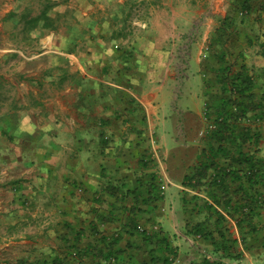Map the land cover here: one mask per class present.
<instances>
[{"label":"crops","instance_id":"1","mask_svg":"<svg viewBox=\"0 0 264 264\" xmlns=\"http://www.w3.org/2000/svg\"><path fill=\"white\" fill-rule=\"evenodd\" d=\"M50 2L1 85L0 264H264V179L210 178L223 72L264 98V0Z\"/></svg>","mask_w":264,"mask_h":264},{"label":"trees","instance_id":"2","mask_svg":"<svg viewBox=\"0 0 264 264\" xmlns=\"http://www.w3.org/2000/svg\"><path fill=\"white\" fill-rule=\"evenodd\" d=\"M40 1L45 6L40 15L32 16L31 8L24 10L23 16L26 17L24 30L26 32L36 28L41 19L44 20L46 28L55 27V18L49 14L51 7H53L52 3L50 0ZM18 14L19 12L14 10L13 15ZM223 73L222 82L225 83V88H223L225 97L223 98L222 106L217 110L214 134L220 141L231 143L230 147L232 150L236 148L239 150L238 156H234V160L238 164L232 167L229 166L223 170L217 168V172L211 175L210 178L227 192L229 191L227 180L229 178H232L233 181L242 179L241 173H244L254 189L257 180L264 179V159L257 157L255 154L244 152L243 147L248 141L257 142L260 134L251 124H241V122L247 118L254 117L260 119L264 116V98L259 101L257 93L252 90L253 79L248 73H245V70L231 75L229 69L226 68ZM2 83L3 81L0 79V94L2 93ZM245 167L249 168L245 169ZM247 204L249 205L248 207H251L250 202L247 201Z\"/></svg>","mask_w":264,"mask_h":264},{"label":"rangeland","instance_id":"3","mask_svg":"<svg viewBox=\"0 0 264 264\" xmlns=\"http://www.w3.org/2000/svg\"><path fill=\"white\" fill-rule=\"evenodd\" d=\"M26 2L28 0H0V79L3 82L10 81L11 68L14 66L13 64H16V60H11V49L18 47L26 50L33 43L26 37L28 31L24 30L26 17L23 16V13L26 9ZM39 3L41 1L36 0L34 6L39 8ZM17 4L24 6V9L19 8V11L17 10L19 14L13 15L15 10L13 6L16 7ZM12 62L14 63L12 64ZM2 93H4L3 95L7 94L6 91Z\"/></svg>","mask_w":264,"mask_h":264},{"label":"built area","instance_id":"4","mask_svg":"<svg viewBox=\"0 0 264 264\" xmlns=\"http://www.w3.org/2000/svg\"><path fill=\"white\" fill-rule=\"evenodd\" d=\"M210 128H211V129L216 128V124H215V123H210Z\"/></svg>","mask_w":264,"mask_h":264}]
</instances>
